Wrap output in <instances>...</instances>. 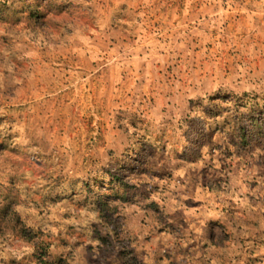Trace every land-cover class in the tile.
<instances>
[{
  "label": "rangeland",
  "instance_id": "rangeland-1",
  "mask_svg": "<svg viewBox=\"0 0 264 264\" xmlns=\"http://www.w3.org/2000/svg\"><path fill=\"white\" fill-rule=\"evenodd\" d=\"M0 264H264V0H0Z\"/></svg>",
  "mask_w": 264,
  "mask_h": 264
}]
</instances>
